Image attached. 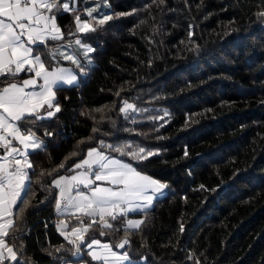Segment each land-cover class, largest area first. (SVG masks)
Instances as JSON below:
<instances>
[{
    "label": "trees",
    "instance_id": "1",
    "mask_svg": "<svg viewBox=\"0 0 264 264\" xmlns=\"http://www.w3.org/2000/svg\"><path fill=\"white\" fill-rule=\"evenodd\" d=\"M56 5L50 14L62 39L33 46L34 54L47 67H70L77 83L55 89L61 111L53 117L19 122L46 148L29 152L35 174L28 169L31 183L5 237L18 259L4 264L78 261L56 221L65 222L66 234L90 225L80 248L91 264H100L87 256L92 234L117 250L127 238L130 243L120 251L128 252L131 264H264V17L256 15L264 0H56ZM114 13L125 14L118 22H127L106 47V29L115 20L103 25L99 20ZM78 20L95 31L79 32ZM77 39L95 49L87 59ZM26 74L2 75L0 86ZM125 102L134 108L121 113ZM136 114L146 118L135 121ZM101 140L127 144L126 152L144 147L158 154L136 161L100 149ZM90 147L131 163L167 189L143 212L105 218L111 228L98 217L93 223L78 220L82 214L55 212L52 178L71 174L68 169ZM40 172L45 176L36 183ZM132 218L142 221L139 228L126 226Z\"/></svg>",
    "mask_w": 264,
    "mask_h": 264
},
{
    "label": "snow or ice",
    "instance_id": "2",
    "mask_svg": "<svg viewBox=\"0 0 264 264\" xmlns=\"http://www.w3.org/2000/svg\"><path fill=\"white\" fill-rule=\"evenodd\" d=\"M55 7H57L56 0H0V17H6L9 21L6 23L0 19V76L8 74L15 78L21 72L34 73L33 77L23 79L22 82H6L0 86V109H3L14 122H23L29 117H34L35 120L44 119L45 117L38 113L45 105L48 109L54 107V112L47 111L46 113L48 118L53 117L55 113L61 111L58 103L53 104L54 86L60 82L72 85L77 80V76L70 69L57 67L50 71L46 68L40 54L33 55V45L43 44L48 39L52 41L62 39V33L56 25L55 16H47L41 11V9H46L51 12ZM63 10H69L67 3L63 4ZM92 11L88 12L89 16L92 15ZM256 15L264 17V10ZM111 19L112 16L104 15L99 20V24L103 25ZM77 28L81 33L95 31L87 21L80 23L78 20ZM189 35L191 36L192 33ZM22 36H26L27 40H22ZM75 44L82 50L85 59L95 51L88 44H82L79 39L75 40ZM64 59L72 61L80 68L79 61L72 55L64 56ZM80 71L83 72V68H80ZM37 79L43 81L42 85H39L40 90L26 91L28 88L37 87ZM133 108V104L125 102V106L121 107L119 111L124 113ZM165 115H167L166 112ZM26 131L27 134H24L17 123H8L5 117L0 115V145L8 150L3 159L7 160L8 157H11L7 165L0 162V264H4L5 260L17 261L18 259L17 252L6 243L4 237L9 235V229L13 227V221L10 218L13 206L21 199V194L25 192L27 183H31V177L27 170L33 169V174H35L33 163L28 159V149L35 152L36 150L43 151L46 148V145L30 129ZM45 134L52 135L50 132ZM8 136L18 141L24 150L12 147V140L7 139ZM129 147L127 144L115 146L106 145L102 140L99 142L100 149L107 148L122 156L131 155L132 159L136 161L146 160L158 154V152L146 151L144 147H138L135 152H126L125 150ZM16 156H20L21 159H17ZM184 156H188L187 150H185ZM64 168L65 164L59 165V169ZM75 170L79 171L73 175H58V177L52 178L51 184L59 190L58 198L55 199V209L58 212L62 210V207L63 209H75L76 212L82 214L81 217H77L78 220L88 217L92 218L93 223L96 222L95 218L99 217V220L104 222L105 228L112 227L105 217L116 220L117 216L114 213L126 215L129 211L150 206L157 194L162 195L163 190L168 187L166 183L154 179L151 175L143 174L131 163L113 158L105 154L103 150H98L97 147H90L87 150L86 158L75 163L72 169H68V171ZM54 171H58V169H54ZM44 176L45 173L40 172L36 183H40V177ZM90 177H94V179ZM96 181L106 182L109 186L95 184ZM94 184L95 186H93ZM81 185L87 191H82ZM24 202L27 203V201ZM24 210V208H20L19 212L23 213ZM141 223L140 220L129 219L127 221L128 228H139ZM89 227L90 225L82 228L74 227L72 235L75 239H69L64 227L61 224L57 225L60 234L70 244L75 245L73 255L81 251L80 245L85 244V234L88 233ZM180 231H184L183 224L180 225ZM100 235L103 236L105 233L101 231ZM125 236H127V230ZM88 240L90 241L86 244L88 249H93V246H101V241L94 234L90 235ZM129 243L130 241L125 238L115 247L124 249ZM102 248L104 255L92 251L88 253L93 261L101 259L107 261V257L111 256L112 259L107 261V264H131L132 257L127 251L117 255L108 244H103ZM141 259L146 261L147 257Z\"/></svg>",
    "mask_w": 264,
    "mask_h": 264
},
{
    "label": "crops",
    "instance_id": "3",
    "mask_svg": "<svg viewBox=\"0 0 264 264\" xmlns=\"http://www.w3.org/2000/svg\"><path fill=\"white\" fill-rule=\"evenodd\" d=\"M41 11H43L44 14L47 15V16H52V15L50 14V12H48L46 9H41ZM0 19H3L6 23L9 22V21L7 20L6 17H0ZM80 23H81V22H80ZM56 25H57V23H56ZM17 31L19 32V29H17ZM21 39L24 40V41H26V40H27V37H26V36H22ZM46 41H52V40L48 39V40H46ZM57 41H58V40H57ZM44 44H45V43H43V44L38 43L37 45L45 46ZM33 46H35V45H33ZM33 46H32V47H33ZM106 47H107V46H106ZM33 55H36V54H34V52H33ZM12 67L14 68L15 66L13 65ZM57 67H64V68L70 69V70L73 72V74L76 75V73H75L70 67L65 66V65H54V66H51V67H47V66H46V68H47L48 70H50V71L53 70V69H55V68H57ZM21 73H22V72H21ZM21 73H19V74H21ZM25 73H27V74H26L23 78H21V79H12V80H10L9 82H22L23 79H28V78H31V77L34 76V73H30V72H25ZM9 76H10V75H9ZM76 76H77V75H76ZM42 83H43L42 80L37 79V87H36V88H28V89H26V91H39V90H40L39 85H42ZM76 83H77V80L74 81L72 85H66V84H64L63 82H60V83H58L57 85L54 86L53 91L55 92V89L58 88V87H69V86H73V85H75ZM2 86H3V85H2ZM57 103H58V102H57L56 97H55V99L53 100V104L55 105V104H57ZM47 111H53V112H54V107H53L52 109H48V108H47V105H45V107H44L43 109H41V110L39 111L38 114L41 115V116H44V117H45L44 119H47V118H48L47 115H46ZM0 115H3V116L5 117V119L8 121V123H17V125L20 127L19 122H14V121H12L11 118L8 117L7 113H5V112L3 111V109H0ZM29 118H33V119H35L34 117H29ZM44 119H42V120H44ZM20 128H21V127H20ZM21 131H22L24 134H27V131L23 130L22 128H21ZM7 139L12 140V145H11L12 147H16V148L20 149L21 151L24 150V149H23V146L20 145L18 141L12 139L11 136H8ZM38 139H39V138H38ZM7 151H8V150H7L3 145H0V162L5 163L6 165H7V164L9 163V161L11 160V157H8L7 160L3 159V157L6 156ZM31 151H32V149H28V153L31 152ZM14 155H15V154H14ZM16 158H17V159H21L20 156H16ZM85 158H86V157H85ZM27 171H28V170H27ZM78 171H79V170L72 171V173L69 174V175L76 174ZM90 178L94 179V177H90ZM26 183H27V182H26ZM95 184H102L103 186H109L106 182H100V181H96ZM95 184H94L93 186H95ZM27 188H28V183H27ZM27 188H26V189H27ZM80 188H81L82 191H87V189H84L82 185L80 186ZM163 193H164V190H163ZM22 194H23V193H22ZM22 194H21V195H22ZM162 195H163V194H162ZM162 195L157 194V196L154 198V200H155L156 198H158V197H161ZM18 203H19V200L17 201L16 205L13 206V209H12V216L10 217V218L12 219V221H13V226L15 225L16 220L18 219V218H15L16 213H17V209H18ZM141 203H143V202H141ZM150 207H151V205H150V206H147V207H145V208H142V209H137V210L129 211V212H127V214L140 213V212H143V211L149 209ZM59 213H61V214H62V213H69V214H76V215L81 214V213L76 212L75 209H62ZM114 215H116V216H120V214H119L118 212H117V213H114ZM105 218H107V217H105ZM9 230H10V229H9ZM68 234H69V235H68L69 239H71V238H72V239H75V237L72 235V230H71ZM4 239H5V237H4ZM5 241H6V243L10 246V244H9V242H8V239H5ZM103 244H108V243L102 241V242H101V246H93V249H88V250H87V256L89 257L90 260H92L91 257L88 255V253H89L90 251H92V252H96L97 254H100V255H104V250H103V248H102V245H103ZM108 245L110 246V248H111V250H112L113 252H116V253H117V255H121V254H123V253L120 251V250H121L120 248H118V250H117V249L112 248V246H111L110 244H108ZM73 246H74V251H73V253H74V252H75V245H73ZM73 257H74V258H77V259H79V260L76 261V262H73V263H68V264H91V263H88V262H86V261H84V260L82 259V252H81V251H80L79 253L73 255ZM111 259H112L111 256H108V257H107V261H111ZM92 261H93V260H92ZM107 261L104 260V259H101V260L93 261V262H95V263H100V264H107Z\"/></svg>",
    "mask_w": 264,
    "mask_h": 264
},
{
    "label": "rangeland",
    "instance_id": "4",
    "mask_svg": "<svg viewBox=\"0 0 264 264\" xmlns=\"http://www.w3.org/2000/svg\"><path fill=\"white\" fill-rule=\"evenodd\" d=\"M134 12H136V10ZM123 16H125V14L124 15H120V13H114L112 15V18L115 20V22L109 28L106 29L107 39L105 40V46L110 47L111 45H113L116 42L119 29L122 26H124L126 24V22H127V21L118 22L119 19L122 18ZM67 55H69V54H66V56ZM145 118L146 117H144V116H139V115L136 114V116L134 117V120L138 121V120H142V119H145ZM40 141H42V140H40ZM86 156H87V154H86ZM58 193H59V190L57 191V194ZM132 220H139V219L132 218ZM126 226L128 227L127 222H126ZM122 242H123V240L120 243H122Z\"/></svg>",
    "mask_w": 264,
    "mask_h": 264
},
{
    "label": "built area",
    "instance_id": "5",
    "mask_svg": "<svg viewBox=\"0 0 264 264\" xmlns=\"http://www.w3.org/2000/svg\"><path fill=\"white\" fill-rule=\"evenodd\" d=\"M57 198H58V196H57ZM54 211H57V210L54 209ZM58 224H61V226H63L64 229H66V224H65V222H63V221H56V227H57ZM57 229H58V228H57Z\"/></svg>",
    "mask_w": 264,
    "mask_h": 264
}]
</instances>
